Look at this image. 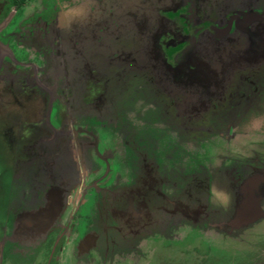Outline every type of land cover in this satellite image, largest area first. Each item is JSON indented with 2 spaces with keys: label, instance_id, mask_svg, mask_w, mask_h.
Listing matches in <instances>:
<instances>
[{
  "label": "flooded vegetation",
  "instance_id": "1",
  "mask_svg": "<svg viewBox=\"0 0 264 264\" xmlns=\"http://www.w3.org/2000/svg\"><path fill=\"white\" fill-rule=\"evenodd\" d=\"M185 60L210 68L217 84L196 88L187 102L181 88L159 83ZM112 94L114 105L119 98L149 107L167 144L100 146L123 126L111 117ZM1 124L8 164H0V264H79L83 240L100 225L110 237L118 217L135 215L145 198L154 209L152 245L137 241L134 264H264V0H0ZM214 134L262 142L248 167L231 157V212L263 206L244 232L220 231L229 218L219 198L186 197L193 169L183 182L172 170L183 160L204 170L177 140ZM205 178L203 188L220 189V175ZM177 206L190 215L181 223ZM48 212L56 224L33 238L32 250L19 225L32 228ZM113 256L105 264H127V253L121 262Z\"/></svg>",
  "mask_w": 264,
  "mask_h": 264
},
{
  "label": "rangeland",
  "instance_id": "2",
  "mask_svg": "<svg viewBox=\"0 0 264 264\" xmlns=\"http://www.w3.org/2000/svg\"><path fill=\"white\" fill-rule=\"evenodd\" d=\"M168 16V15H167ZM174 16V15H173ZM169 17V16H168ZM175 18L180 19L178 16L175 15ZM180 21H182L180 19ZM181 46V45H180ZM179 45L176 46L175 49L168 50V54L170 57L173 56V53L177 50H180L181 48ZM200 55V54H199ZM186 60L180 61V63L176 64V72L175 75H173L172 78L166 77V78H161L159 79V83L164 86V87H169V88H175L178 91V88L182 89L183 92H185L186 100L191 101L192 99L195 98L196 96V88L201 86H213L216 87V80L214 79L215 77L213 76V72H210V68L206 69H200V65L198 68L196 67H189L187 68L186 66ZM199 61H195L194 64H199ZM207 71V72H203ZM207 79V80H206ZM201 81H206L205 83H201ZM190 88L189 90H186ZM180 89V90H181ZM113 95V94H112ZM114 95L112 96V100L110 99L109 103L112 101L113 105L116 108L112 110L110 113L111 117L118 120L120 123L123 124L121 126L122 128L119 130V132L116 133H110L109 135L112 136L111 138L115 139H110L106 141H102L100 146L103 144H107L112 151H116L118 149V152L123 151L124 148L121 147V143H119V140L127 139V138H136V141H140L142 143L144 148H148L149 151H152L154 147H156V144L160 141V143H163L164 145L167 144V138L166 136L163 137L161 134H164L163 132L157 131V128H154L153 126V120H152V111L151 109L144 108L143 110L140 111V108L132 103L129 107V105H126L125 102H129V99L123 100V99H117V104L114 105L116 102V99L114 98ZM138 112H141V116L138 117ZM230 112V111H229ZM232 112V110H231ZM16 114V112H15ZM16 117L21 119L22 115L16 114ZM139 119V120H138ZM4 125H0V164L1 165H7V157H6V141H5V133H4ZM161 135V137H159ZM4 136V137H3ZM215 136H206V137H201L197 136L198 141H203L202 144L199 145V143L195 142H187L184 140H177V144L179 146L185 147L188 151H190L194 156L197 157V161H204L205 169L200 170L195 166V163H190L191 160H183V165H180L174 169L173 172L177 176L176 181H182L183 182V176L186 174V172H190L188 168L193 169L191 170L193 177H191L189 183L191 185V189L189 190L190 196H186L188 198L193 199H203V198H208L209 200L215 199V197L219 198V205L220 207H217L219 210H221L222 215L224 217H228L229 221L226 223H219L217 224V227L219 230L223 233L227 234H233L236 232H244L246 230L241 228L242 226H234L231 225V222L233 219V216H236L233 212H231L230 208L228 207V197L229 194H231V191H229L230 184L232 182V175H231V168L233 166L232 161L233 157L234 158H240L241 163L244 164V166H247L249 164H246L247 161H252L254 160L253 158L257 157L259 152L262 150H258L259 148V143L262 144V142H259L260 140H252L251 138L248 139H241L238 142L236 140H233L232 138L229 139H224L222 137L215 138ZM159 138V140H157ZM201 138H203L201 140ZM135 140V139H134ZM120 147L118 148V146ZM139 145V143H136L132 146L134 148L135 146ZM117 148V149H116ZM117 155V154H116ZM225 156V157H223ZM232 157V158H231ZM119 159V158H118ZM65 157L64 163L65 166H72V162L67 160ZM70 162V163H69ZM248 162V163H249ZM64 168V165H62ZM60 163L58 165V177L61 174L60 173ZM127 169V168H126ZM222 170V174H220V171ZM206 173V174H205ZM220 175V189L211 191L209 188H203V185L206 182V178L208 176H216ZM202 184V185H200ZM202 187H200V186ZM179 185H177L178 188ZM178 191V190H177ZM181 191V190H180ZM229 191V193H228ZM184 198V197H182ZM146 199V204L143 206H140L139 211L133 215L131 213H127L126 216L123 218L121 216L118 217V222L116 223L117 228L112 229L113 232L109 233L110 237L107 236V228L102 227V225L97 226L95 230L92 232L91 236L89 238H85L84 244L80 246L79 249V254H77V260L79 264H105V261L107 262L108 256L112 257L114 262L118 260V262H121V255L127 253L128 258L126 262L123 260L122 262H125L127 264H134L137 261V258L135 255H137L139 252L136 250L138 249L137 247L139 246V243H137L138 240H143L147 241L149 243V246L147 249L151 250V236L152 235H147L148 232L152 231V226H153V218H154V209L153 207L149 204V200ZM262 200V199H261ZM212 202V201H211ZM213 204V202H212ZM238 207V206H237ZM184 206H177L175 210V216L178 218V222L181 223L185 221V219L189 218V213L185 210ZM216 208V207H215ZM225 210L226 212L225 214ZM191 219L194 220L195 222H192V224H198L200 225V214L199 212L196 213L194 206L191 207ZM223 212V213H222ZM203 214V213H202ZM234 214V215H233ZM41 215V216H40ZM37 218V220H32V224L34 225L32 228H27L26 226L19 225L21 227L22 231L26 230V234H28L27 237L31 240V249L35 247V240L33 238L37 236L38 234L45 235L47 232V229L50 231V227L54 226L56 224V217L54 219V215L51 213H45V214H40ZM189 215V216H188ZM188 217V218H187ZM222 217V216H221ZM29 217H26V220L29 219ZM46 220V222H52V225L46 229V225L40 220ZM59 219V218H58ZM122 219V220H121ZM52 220V221H51ZM120 220V221H119ZM191 220V221H192ZM41 221V222H40ZM59 221V220H58ZM122 221V222H121ZM177 220L173 221L175 223ZM204 221V220H203ZM21 224V222L19 223ZM49 224V223H47ZM23 227V228H22ZM44 228V229H43ZM43 229V230H42ZM42 230V231H41ZM48 231V233H49ZM41 232V233H39ZM136 232H142V235H139ZM51 234V233H50ZM48 234V236L50 235ZM241 235V233L239 234ZM141 237V239H139ZM27 239V238H26ZM229 242H236L235 239H226ZM231 245V244H230ZM234 245V244H232ZM240 247V245H237ZM243 247H246V245H243ZM125 248V249H124ZM124 250V251H123ZM116 259V260H115ZM76 261V258H75Z\"/></svg>",
  "mask_w": 264,
  "mask_h": 264
},
{
  "label": "water",
  "instance_id": "3",
  "mask_svg": "<svg viewBox=\"0 0 264 264\" xmlns=\"http://www.w3.org/2000/svg\"><path fill=\"white\" fill-rule=\"evenodd\" d=\"M195 142L196 143L198 142L199 145L203 143V141L200 142L198 140H195ZM195 142H193V143H195ZM244 197H243L244 199L248 198L246 196H244ZM244 199H242V200H244ZM262 214H263V206L258 203V200H256V203L254 204L253 207H249V206L241 204V205H238V207H237V213H236V218L234 219V222L238 226L239 225L243 226L252 217H255L257 219ZM44 222H45L44 224L49 227V225L47 224L48 222H46L45 220H44Z\"/></svg>",
  "mask_w": 264,
  "mask_h": 264
}]
</instances>
